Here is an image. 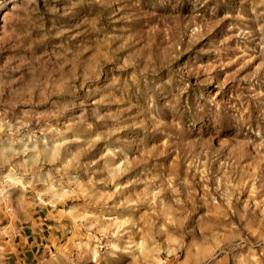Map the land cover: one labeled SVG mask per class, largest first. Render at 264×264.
Instances as JSON below:
<instances>
[{"label": "clouds", "instance_id": "obj_1", "mask_svg": "<svg viewBox=\"0 0 264 264\" xmlns=\"http://www.w3.org/2000/svg\"><path fill=\"white\" fill-rule=\"evenodd\" d=\"M36 3L13 4L0 34V264H25L22 252L30 245L24 228H32L35 236L43 223L32 219L37 209L48 210V217L59 225L56 231L61 232L52 237L56 252L45 258L47 264H108L109 258L116 264H227L229 256L245 248L248 264H259L252 249L258 247L264 255V232L253 230L234 209L233 199L250 186L253 203L244 205L245 212L249 208L253 214L259 212L264 227V182L256 186L257 173L264 168V127L253 128L236 105L203 91L197 99L182 102L187 88L170 100L163 98L159 108L149 97L148 107L142 108L140 98L145 93L136 76L130 79L136 86L134 104L129 88H121L119 78L107 70L110 57L82 60V50L63 44L51 54L35 48L32 29L42 28V22H33L40 13ZM48 3L54 5L56 0ZM245 4L250 6L251 19L245 15ZM240 5L234 17H226L236 23L229 26L233 34L221 45L232 39L245 44L255 41L259 51L238 44L240 56L214 66L201 65L198 71L210 73L217 67L223 71L242 60L226 74L221 87L237 78L247 85L249 95L245 97L241 89L235 97L243 107L246 100L264 97V91H256L261 84L259 70L264 68V0H240ZM197 16L194 9L185 18L192 43L207 35L204 25L195 22ZM54 27L55 32L45 39L70 34L66 25ZM21 48L23 56L15 51ZM257 57L261 60L256 70L240 75ZM125 66L137 67L131 58ZM140 75L147 88L148 76L158 73L146 68ZM109 79L112 89L120 91L119 97L102 89ZM152 83L162 90L170 81ZM117 104L120 107L113 111ZM133 108L141 118L126 115ZM208 114L234 121L237 129L246 126L248 131L243 137L239 130L235 135L201 132L198 124ZM148 134H163L164 149L176 154L170 170L161 171L164 162L142 167L147 153L137 156L136 152ZM245 156L255 162V168L245 174L246 179L233 183L231 170ZM181 160L183 174L178 167ZM134 184L143 185L136 198L117 201ZM212 208L217 211H204ZM233 216L240 225L232 221ZM245 233L255 235V243Z\"/></svg>", "mask_w": 264, "mask_h": 264}, {"label": "rangeland", "instance_id": "obj_2", "mask_svg": "<svg viewBox=\"0 0 264 264\" xmlns=\"http://www.w3.org/2000/svg\"><path fill=\"white\" fill-rule=\"evenodd\" d=\"M13 4H22L27 6V0H0V34L3 33L5 24V15L13 10ZM175 5V11L173 9ZM40 10L38 19L33 17V22H42V28H33L32 36L34 37V46L37 50L45 49L49 54L53 53L61 44L70 46L74 51H83L81 59H87L93 56L104 58L110 57L111 64L107 65V70L113 77H118L121 82V88L127 86L129 95L134 97L133 103H136L135 93L136 86L130 83V79L136 76L140 85V89L145 95L140 98V107L147 108V100L151 97L157 108L162 106V99H172L173 95H179L181 90L187 88L183 92L181 100L193 101L198 98L199 93L203 91L207 96H216L218 100L224 101L226 104L236 105L243 112V118L253 128L259 124L264 127V118L258 119L261 112H264V97L258 100H246L242 107L237 103L235 97L241 94L247 97L249 95L247 85H241L237 81L228 83L221 87L226 78V74L235 71L243 62L237 60L230 68L221 71L215 68L210 73L198 71L201 65H216L220 61L227 59H235L240 56L239 48L259 49L256 47L255 41L240 42L235 39L228 40L227 44L222 46L221 41L233 33L229 31V26L236 23L229 15L234 17L240 9V0H166L162 5V0H104L103 3H79L78 0H56L54 5H49L48 0H37L34 5ZM250 6L245 4V15L251 19ZM59 12H56V10ZM67 9V11H65ZM199 13L196 23L205 27L207 35L197 43H192L185 30L187 23L186 17H190L193 10ZM56 12L54 16L53 13ZM176 17V18H174ZM54 24L66 25L70 28V34L64 37L56 38L55 36L45 39L49 32L54 33ZM94 25V27H93ZM27 27V24L23 25ZM254 27V25H252ZM210 29V31H209ZM116 36L118 39L113 40L111 37ZM19 55H24L23 48L15 50ZM256 52H249V55H256ZM131 58L135 68L125 66V61ZM260 57L253 60L240 75L251 73L256 70L260 64ZM150 68L158 75H149L147 88H145V80L140 75L141 70ZM258 79L261 84L257 86L256 91H264V68L259 70ZM163 84L164 81H170L164 85L162 90H157L152 81ZM104 91H114L117 97L120 91L112 89L111 80H106L102 85ZM83 93L81 96L83 97ZM85 99H87L85 97ZM126 106V105H125ZM120 105H113L115 111ZM229 112H234L232 108ZM128 116L141 118L136 108L126 113ZM201 132H211L214 134L235 135L239 130L240 136L248 131L246 126L241 125L239 129L234 127V121H225L222 118H216L208 114L202 124H198ZM123 135V134H122ZM207 138V137H206ZM163 134H148L140 149L136 152L137 156L147 153V162L142 167H151L157 162H164V169L170 170L173 166V160L176 154L169 155L164 149ZM181 174L185 169V164L181 160L178 165ZM255 168V162L245 156L237 161L231 170L233 183L239 181L242 177H246V173H251ZM156 170L153 169V175ZM222 174V173H221ZM257 187L264 182V168L257 173ZM143 188V185H132L130 189L125 190L116 199L117 201L130 197L135 199L137 194ZM250 188V186H249ZM245 188L242 195L233 199L234 209L243 214L247 222H250L253 230L264 232L261 226L260 214H253L249 208L245 212L244 205L252 204L250 200V190ZM257 196L255 199H259ZM201 211V209H197ZM204 211L216 212L215 208L205 209ZM39 224L36 228L37 235H33V229L25 226L24 235L27 237V245L25 246L21 259L25 264H47L45 258L50 257L51 253L56 252V247L52 246L53 235L61 236L60 231H56L58 223L55 219L48 217V210L37 209L32 217ZM232 221L240 225L238 217L233 216ZM7 223V220L4 221ZM61 223H68L61 221ZM227 223V222H225ZM249 235V239L255 243V235ZM17 243H20L17 238ZM61 243H66L61 241ZM51 248V252L46 249ZM255 255L259 257V264H264V255H261V249H252ZM238 254L227 258V264H248L247 256L249 250L247 248L237 250ZM57 264V261H52ZM62 264V262H60ZM104 264V262H102ZM108 264H116L111 258ZM253 264H256L253 261Z\"/></svg>", "mask_w": 264, "mask_h": 264}]
</instances>
